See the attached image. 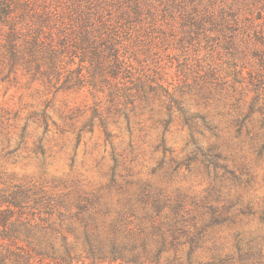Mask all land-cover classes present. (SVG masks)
<instances>
[{
    "label": "rangeland",
    "instance_id": "rangeland-1",
    "mask_svg": "<svg viewBox=\"0 0 264 264\" xmlns=\"http://www.w3.org/2000/svg\"><path fill=\"white\" fill-rule=\"evenodd\" d=\"M1 4L0 199L31 222L14 251L264 264V0Z\"/></svg>",
    "mask_w": 264,
    "mask_h": 264
},
{
    "label": "trees",
    "instance_id": "trees-1",
    "mask_svg": "<svg viewBox=\"0 0 264 264\" xmlns=\"http://www.w3.org/2000/svg\"><path fill=\"white\" fill-rule=\"evenodd\" d=\"M10 6L8 4H1L0 5V23H3L11 17V11ZM264 21V20H263ZM16 20H14L12 32L13 37L17 34L15 33L17 31V27L15 26ZM259 47L258 50L255 53L256 59H258L259 62V72L260 78L264 79V25L262 26V29L260 31V34L257 36ZM0 256L2 258H9L10 256L15 257V263L16 264H33L32 259H36L37 256H40L42 254L32 252L28 253L23 250V246H16L15 251L12 249L14 244V239H19V234L21 233V230L24 229L19 227L23 225V221H26L23 219L21 215H17L16 208L20 206V202L16 198H10L7 200L5 197H1L0 199ZM3 203H7V209H1ZM31 223L30 221H26ZM36 227H40L39 225L35 224ZM30 226V224H29ZM31 227V226H30ZM45 229H52V227L47 226L44 227ZM19 229V230H18ZM6 241L10 242L7 243ZM4 253H6L4 255Z\"/></svg>",
    "mask_w": 264,
    "mask_h": 264
}]
</instances>
